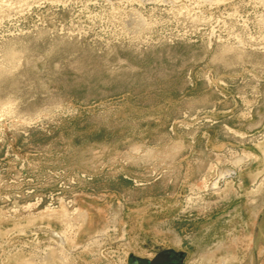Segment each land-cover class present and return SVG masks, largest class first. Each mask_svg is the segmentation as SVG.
<instances>
[{
  "label": "rangeland",
  "instance_id": "rangeland-1",
  "mask_svg": "<svg viewBox=\"0 0 264 264\" xmlns=\"http://www.w3.org/2000/svg\"><path fill=\"white\" fill-rule=\"evenodd\" d=\"M229 208L264 220V0H0V264L145 262Z\"/></svg>",
  "mask_w": 264,
  "mask_h": 264
},
{
  "label": "crops",
  "instance_id": "crops-1",
  "mask_svg": "<svg viewBox=\"0 0 264 264\" xmlns=\"http://www.w3.org/2000/svg\"><path fill=\"white\" fill-rule=\"evenodd\" d=\"M228 192L231 197L232 190ZM236 212L237 209L229 208L217 222L203 225L205 236L207 234L213 235L207 242L195 244L190 237L183 238L180 232L175 231L174 234L180 238V250L177 249V243V246L156 252L153 257L148 258L145 262L139 260L135 261L134 264H207L215 262L219 264H258L262 262L264 257V220L236 223L231 220L234 217L232 215ZM220 225L224 226L222 229L226 231V236L229 237L228 241L214 235V231ZM239 229L253 230L254 232L250 238L244 236L242 238L243 243H239L241 240L237 234ZM185 244L186 248H184ZM258 256L260 257L258 258Z\"/></svg>",
  "mask_w": 264,
  "mask_h": 264
},
{
  "label": "bare ground",
  "instance_id": "bare-ground-1",
  "mask_svg": "<svg viewBox=\"0 0 264 264\" xmlns=\"http://www.w3.org/2000/svg\"><path fill=\"white\" fill-rule=\"evenodd\" d=\"M240 161H234V166H238V165H240ZM235 168V167H234ZM236 176V172L233 170V169H229V170H226V171H224V172H220L219 173V175H218V178L215 180V182L213 183V185H212V188L213 189H218L219 187H221L222 185H223V183L225 182V179H227V178H232V177H235ZM227 185V184H226ZM206 188H207V186H206ZM208 191V190H207ZM215 191V190H214ZM219 192V191H218ZM221 192V191H220ZM213 193V192H212ZM193 197V196H192ZM195 198V197H194ZM192 198H190V200H191ZM197 199V198H196ZM192 200H194V199H192ZM191 200V201H192ZM74 212H76L75 210H74ZM77 213V212H76ZM76 213H74V214H76ZM81 216V215H80ZM81 219V218H80ZM83 220H86V216H85V219H83ZM82 222H84V221H82ZM81 223V222H80ZM82 224H84V223H82ZM70 228V227H69ZM109 228V227H108ZM76 229V228H75ZM107 229V228H106ZM108 230V229H107ZM114 230H116V229H114ZM66 232H68V231H66ZM107 231H103L102 232V234H101V236H103V235H105V233H106ZM108 233V232H107ZM58 236H57V244H58V247H60L61 248V251H64L65 250V245H66V243H67V241H66V237H65V234L64 233H61V234H57ZM101 236L99 237V238H101ZM126 236V235H125ZM106 237V236H105ZM125 238V237H124ZM126 239V238H125ZM97 239H94V241H91V242H97L96 241ZM92 244V243H91ZM57 247V248H58ZM64 253L63 252H61V256L63 255ZM70 254V253H69ZM60 257V256H59ZM66 258H68V257H66Z\"/></svg>",
  "mask_w": 264,
  "mask_h": 264
}]
</instances>
